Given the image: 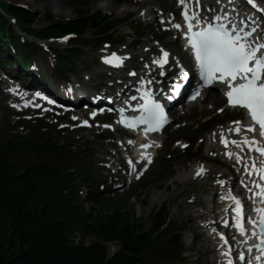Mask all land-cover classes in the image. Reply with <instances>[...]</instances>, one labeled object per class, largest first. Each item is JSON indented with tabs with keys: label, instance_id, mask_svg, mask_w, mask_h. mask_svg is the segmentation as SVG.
<instances>
[{
	"label": "trees",
	"instance_id": "obj_1",
	"mask_svg": "<svg viewBox=\"0 0 264 264\" xmlns=\"http://www.w3.org/2000/svg\"><path fill=\"white\" fill-rule=\"evenodd\" d=\"M70 1L76 17L61 22L48 14V24L38 36H84L94 30L96 43L109 37L113 21L100 10H92L93 0ZM6 15L29 33L38 19L37 14L0 0V38L7 32ZM9 34L17 44V34L12 30ZM80 47L77 41L63 62L79 54ZM70 152L51 131L0 139V264H152L156 257L176 256L177 237L165 241L160 235L152 237L165 219L162 213L153 219L149 233L142 231L125 205L108 209L99 218L86 214L76 194L70 192V175L65 174L72 167ZM33 157L36 163L22 162ZM76 171L88 181L84 166ZM107 244L116 247L110 256Z\"/></svg>",
	"mask_w": 264,
	"mask_h": 264
},
{
	"label": "snow or ice",
	"instance_id": "obj_2",
	"mask_svg": "<svg viewBox=\"0 0 264 264\" xmlns=\"http://www.w3.org/2000/svg\"><path fill=\"white\" fill-rule=\"evenodd\" d=\"M178 3L183 6L181 15L187 25L185 37L196 63L199 79L202 82L201 86L212 85L214 82L226 85L227 90L224 92V95L227 98L228 105L245 109L252 122L245 126V132H255L256 126L258 125L259 135L264 139V38L248 39L249 37H253V33L256 32V27H251L250 30H246L240 25H233L231 23L226 25L223 21L228 19L227 12L214 14L211 18L206 15H201L200 0H195V8L192 11L189 10V4L192 3V0H178ZM216 3L220 4L221 0H216ZM228 3L231 4L232 0H228ZM247 3L253 8H257L255 0H247ZM207 10L215 12V9L209 8ZM258 11H264V9H258ZM240 23L243 24L244 21ZM253 24H255V21H253ZM173 27L181 29L182 25L177 23ZM64 39H67V37ZM167 57L168 53L161 50L160 57L153 60V63L162 67L167 62ZM123 59V57L117 56L116 53H112L111 57H103L105 63L115 67L120 66ZM180 75H185L183 69L180 70ZM141 82L143 83V81ZM179 88L180 85L177 83L173 90L179 91ZM196 95H199V90L191 98L194 99ZM131 99L135 100L136 97H132ZM141 99L144 101L143 104L136 106L140 109L141 115L131 120L126 119L123 115L124 109L121 108V120L119 122L129 128H135L137 124H144L146 125L143 129L145 133L158 131L166 122L162 106L154 101L147 93L142 94ZM49 102L52 103V101ZM233 124L236 127L229 129V131L240 133L241 122L233 121ZM105 127H108V125H105ZM220 142L226 148L229 142L237 148H241L242 145L247 146L249 151L254 150L261 157H264V143L258 141L254 136L249 137L245 134L241 141H229L225 138L223 132H221ZM141 147L147 148L149 144H143ZM225 155L232 158L234 154L232 152H226ZM235 159L237 163H240L242 157L236 154ZM261 165L257 167L256 162L253 161L251 167L259 175L260 180H264V160L261 161ZM244 168L247 172L248 165L245 164ZM202 171L203 168L201 167L197 175L201 174ZM218 183L223 185L224 181H218ZM256 187L260 191L254 194L261 198V203H264V185L257 184ZM227 198L231 199L235 204V207L232 209L236 213V216L233 218V226L243 236L245 235V229L241 201L239 198L231 195ZM253 210L257 213L259 219L257 221L249 218L248 223L259 228V236L257 237L259 244L255 246L260 252V256L256 257L259 260L261 256H264V208H255ZM224 223L227 225L228 221ZM252 235L257 236L256 231H253ZM220 239L224 243H227L223 234H220ZM248 251L251 252L252 249L249 248ZM223 255L229 257L227 264H233L230 258V249L226 250ZM244 259V253L241 252L239 254V260L243 262ZM248 264H251V261H248Z\"/></svg>",
	"mask_w": 264,
	"mask_h": 264
},
{
	"label": "rangeland",
	"instance_id": "obj_3",
	"mask_svg": "<svg viewBox=\"0 0 264 264\" xmlns=\"http://www.w3.org/2000/svg\"><path fill=\"white\" fill-rule=\"evenodd\" d=\"M8 3L12 4H19L30 11L35 12L38 15L39 22L34 27V32L39 31L40 29L44 28L47 25L46 17L48 14L53 15L54 17L60 19V20H67L75 18V12L73 11L72 4L70 0H4ZM150 1V0H149ZM148 1V2H149ZM157 2L161 1L163 4L160 6V8L166 9V0H156ZM154 4L155 7H159L158 4ZM150 3V2H149ZM134 3L131 2V4L126 0H93V4L91 6L92 10H101L108 15H110L114 19L119 18H126L129 19L123 26L118 28V33L116 35L117 38L120 40H135L136 35L132 32H130V28H133V25L135 24V18H136V10H133L132 7H134ZM139 6H153L151 4H140ZM129 8V9H128ZM125 10V11H124ZM121 11H123L121 13ZM119 12V13H118ZM94 32L90 30L85 35L86 40V57L84 59H76L74 60V63L76 64V68H74V72H79L81 70L80 76H83L85 73V68H92L94 57H93V49L89 48L91 46V41H93L94 38ZM137 34V33H136ZM131 36L130 38H128ZM146 36L143 38L145 40ZM31 39V38H29ZM125 42L123 44V47L128 45V47H131L129 45V42ZM117 48H120L118 46ZM122 49V46H121ZM22 54L27 55V51L24 48L19 49ZM133 53H136L135 51ZM42 53H36L32 59L31 62L37 63V65H44L42 61L39 59L41 58ZM53 67V66H52ZM70 68V67H69ZM70 70V69H68ZM12 73V70L10 71ZM70 74V73H68ZM223 101L220 100L219 102L215 103L216 106H219ZM0 107L8 109L7 105L4 102V96L0 88ZM200 106L195 107L194 111L195 113L191 117H186V120L188 124H190L191 121H195V123L192 126H187L186 128L181 129L178 132H174L171 134L170 140L168 144H170L174 139H181L186 133L187 135L191 136L189 140L194 142V144L191 146L193 149L192 151H188L186 154H181L182 152H179L177 149H175V152L173 153V157H171L168 166L169 168L165 169L163 167L158 169L159 165L162 162V159L165 160V151L159 156L156 165L151 168L150 172L148 173V176L146 178L147 183L149 184L146 189L137 190L136 193L133 192L131 195L133 196L129 201L123 202L120 200V194H115L114 197L110 198V194H106L103 192V195L100 197L101 202L95 201V203L92 204V208L96 212H104L108 209L109 205L112 204L113 208H116L118 205H125L127 210H131L135 213L136 218H138L144 225V229L147 230L150 227V217L155 210V207L151 206V201L154 198H159V196L168 197L167 195L170 192V189L173 187V183H171V177H172V171L174 169H179L180 167L186 166V163L190 161L189 157L193 153V151L197 150L199 152V156L202 159L203 151L200 150V147H202V144H198V141L200 140V136L204 133V131L208 130V127L202 126V121L200 119V116H204L206 114L210 115V111H203L200 112ZM2 117V113L0 112V118ZM194 117V118H192ZM231 116L226 115L223 116H216L215 121L218 123H223L227 119H230ZM7 122L10 124H13L16 120L15 116L11 113H9V116L7 117ZM182 120V117H179L177 122H180ZM200 125L201 129L199 131H196V125ZM195 130V131H194ZM18 131H21V128L18 129ZM203 131V132H202ZM170 132L168 133L169 136ZM118 136V135H117ZM59 141L62 144H69L71 142H74V147L72 148V151L77 153L78 151H86V161L89 163L90 168L94 170V173L97 175L100 170L98 167L99 158L104 156V152L109 148L110 140H103L97 139L95 137V134L92 132H81V133H61L58 137ZM92 164V165H91ZM92 170V171H93ZM102 175V174H100ZM147 184V185H148ZM177 192V191H176ZM179 192V190H178ZM161 199V197H160ZM174 202H176L175 198H173ZM172 211L170 214V218L178 223L183 228V232L181 233V241L183 243V247L185 251L189 255V264H196L197 263V251L195 250L194 244H190L192 241L189 238V240L185 239L187 235L191 234V229H189L187 226L185 227L186 220V214L184 213H178L177 209L172 205H170ZM156 211V210H155ZM187 231V233H186ZM193 235V234H192ZM190 237V236H189ZM193 238V237H191ZM193 241L196 242V239L193 238ZM114 246L112 244H107V248L111 250Z\"/></svg>",
	"mask_w": 264,
	"mask_h": 264
},
{
	"label": "bare ground",
	"instance_id": "obj_4",
	"mask_svg": "<svg viewBox=\"0 0 264 264\" xmlns=\"http://www.w3.org/2000/svg\"><path fill=\"white\" fill-rule=\"evenodd\" d=\"M150 2V3H149ZM149 2H147V4L149 5H154L156 4V0H150ZM145 3V2H144ZM158 6L160 7L163 3L161 1L157 2ZM125 11V10H124ZM150 11H151V8H147V10L145 9V12L147 13V16L150 14ZM123 11H121L122 13ZM119 13V12H118ZM124 13V12H123ZM208 98V100H210V102L212 104H215L217 103V101L220 99V96H219V93L218 92H214L212 93L210 96L206 97ZM227 127L225 128H222L223 130H225ZM222 129H213L211 131H208L204 136H208L206 137V141H205V144H204V148L206 150V153L210 152V151H213V148L215 147V144H213V136L219 132L220 130ZM209 133V134H208ZM208 134V135H207ZM214 152V151H213ZM192 173H193V170L191 169L190 170V173L187 174V176L191 177L192 176ZM165 199H160V196L159 198H154L152 199L151 201V204H160L164 201ZM207 243H208V238L207 236L203 233L201 234V238L199 240H197L196 242V249H197V253L199 254L200 252L204 251L205 254H207L209 252V247L207 246ZM202 256V254L199 256V258ZM204 264H210L211 263V259L208 255L205 256L204 258Z\"/></svg>",
	"mask_w": 264,
	"mask_h": 264
}]
</instances>
